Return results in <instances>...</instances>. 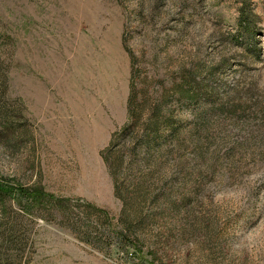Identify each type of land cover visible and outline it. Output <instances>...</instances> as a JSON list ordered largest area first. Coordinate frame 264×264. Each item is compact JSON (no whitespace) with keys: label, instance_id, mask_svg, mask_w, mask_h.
<instances>
[{"label":"rangeland","instance_id":"1","mask_svg":"<svg viewBox=\"0 0 264 264\" xmlns=\"http://www.w3.org/2000/svg\"><path fill=\"white\" fill-rule=\"evenodd\" d=\"M0 187V264H264V0H0Z\"/></svg>","mask_w":264,"mask_h":264},{"label":"trees","instance_id":"2","mask_svg":"<svg viewBox=\"0 0 264 264\" xmlns=\"http://www.w3.org/2000/svg\"><path fill=\"white\" fill-rule=\"evenodd\" d=\"M246 9V8H244ZM243 9V12L245 14H242V18H240V24L241 26L244 28L242 30L249 32L248 29L251 28L252 23H251V19H252V15H250L249 11H246ZM250 15V16H249ZM249 36H251L249 34ZM193 78V77H192ZM188 79L187 81H184L186 85H182L181 87H177L179 88V93H178V97L181 101L183 100H189L190 103L196 105L199 102V95H197V92L194 89V85L197 84V80L196 79ZM179 100V101H180ZM132 106V105H131ZM129 113L131 116V121L132 124L131 126L128 125V127L125 128V130L122 132V138L123 140H125L126 142L129 143H133L137 133H138V129H139V136H141V139L139 142L142 144H146V146H148V152L147 155H149L148 160L152 159L153 155L156 153H160L162 151V149L165 148V146L167 145H179L182 143V136L184 135L183 131L178 128L175 123H174V118L172 115L168 116H164L162 111H156L154 113V115L149 119V121L146 123L145 127L143 130H141L139 128L140 123L142 122V113L139 112H133L132 108L130 107L129 109ZM162 127L167 128L168 134L164 135L163 132L161 131ZM141 132L144 133V135H141ZM114 142H112V144L110 145V147L104 152L103 157L104 160L106 162V164L108 165V169L110 171V174L112 176V178L115 180L116 182V196L119 199H123V196H121V185L119 184V179H120V175H123L124 172V167H123V163L118 165L114 163V156L116 154L119 155H126L125 151L120 150L119 153H117L115 151V145ZM157 149V152H156ZM134 150V149H133ZM136 151H132L131 153L134 154V156L136 155L135 153ZM163 152V151H162ZM172 152V151H171ZM123 162V161H122ZM133 170V169H132ZM138 185V184H137ZM136 185V186H137ZM7 190L10 189H3L2 187H0V192L6 193L8 192Z\"/></svg>","mask_w":264,"mask_h":264}]
</instances>
